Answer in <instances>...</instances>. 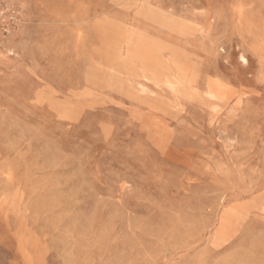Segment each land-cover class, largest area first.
I'll return each instance as SVG.
<instances>
[{"label": "rangeland", "instance_id": "1", "mask_svg": "<svg viewBox=\"0 0 264 264\" xmlns=\"http://www.w3.org/2000/svg\"><path fill=\"white\" fill-rule=\"evenodd\" d=\"M0 264H264V0H0Z\"/></svg>", "mask_w": 264, "mask_h": 264}, {"label": "bare ground", "instance_id": "2", "mask_svg": "<svg viewBox=\"0 0 264 264\" xmlns=\"http://www.w3.org/2000/svg\"><path fill=\"white\" fill-rule=\"evenodd\" d=\"M248 59V58H247Z\"/></svg>", "mask_w": 264, "mask_h": 264}]
</instances>
